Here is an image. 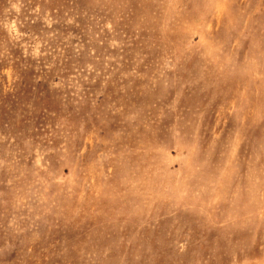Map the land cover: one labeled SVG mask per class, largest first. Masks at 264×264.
<instances>
[{
	"label": "rangeland",
	"instance_id": "374dc122",
	"mask_svg": "<svg viewBox=\"0 0 264 264\" xmlns=\"http://www.w3.org/2000/svg\"><path fill=\"white\" fill-rule=\"evenodd\" d=\"M0 264H264V0H0Z\"/></svg>",
	"mask_w": 264,
	"mask_h": 264
}]
</instances>
